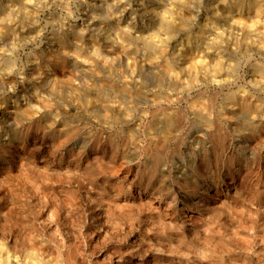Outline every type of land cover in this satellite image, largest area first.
Segmentation results:
<instances>
[{
    "label": "rangeland",
    "instance_id": "374dc122",
    "mask_svg": "<svg viewBox=\"0 0 264 264\" xmlns=\"http://www.w3.org/2000/svg\"><path fill=\"white\" fill-rule=\"evenodd\" d=\"M107 1L32 0L16 48L0 37V62L12 64L0 66V105L41 106L27 118L0 111L1 246L24 264L29 249L59 264H264V117L223 114L235 88L202 74L197 84L182 75L176 89L160 64L143 66L141 43L120 57L113 32L147 35L175 0ZM212 2L182 6L187 26L202 27ZM93 42L98 65L63 52ZM107 55L109 68L99 65ZM238 76L252 92L244 67ZM97 96L91 108L85 98Z\"/></svg>",
    "mask_w": 264,
    "mask_h": 264
},
{
    "label": "bare ground",
    "instance_id": "6f19581e",
    "mask_svg": "<svg viewBox=\"0 0 264 264\" xmlns=\"http://www.w3.org/2000/svg\"><path fill=\"white\" fill-rule=\"evenodd\" d=\"M31 1L32 0H5L3 1L5 2L4 8L2 7L0 3V37L3 34L10 36L8 40H11V41L9 43L11 45L15 44L13 49L16 48L17 41L22 39L21 35H22V32H24V25H25L26 19L34 16L32 9L30 10L28 9V7H30L28 5H31L29 4ZM192 1L194 0H175V4L177 6L174 5V3L172 4L171 2L170 3L174 6H172L168 2L165 3L166 1L164 3H161L162 5L159 6L160 10L157 9L155 11L156 13H154L158 17V19L157 20L155 19L156 22H154V26L152 25L151 28L149 29L151 30V32H149L148 30L147 35H144L145 34L144 31H146L147 29L142 31L144 32V34L141 33V35L134 33V30L131 27V25L121 27L120 31L113 32L115 33V37L120 39L119 42L122 45V51L125 52V55H121L120 52H118V54H120V57L124 56L122 58L126 59L128 55L127 52L129 53L130 51H134L138 49V47L141 46L140 45L141 43L142 44L141 48L145 50V54L147 56V61L143 64V66L146 68H153V67L159 68V64H160L162 66L160 68V71L165 73L168 79L175 80L173 85L176 86V89L178 88V86H181L180 84H181L182 75H188V76L193 77V79L196 80V84H197V80H199L198 76L199 74H202L203 78L209 81L208 83H211V82L217 83L221 87L230 86L235 89L237 87H240L239 90L234 89L230 93L229 92L227 93L226 98H225V104L227 105V107L223 108V114L226 113V110L230 109L231 112L233 111L235 112L236 119L248 117V119H250L253 122L256 118L264 117V96H263V93H264V61L263 60L260 61L259 59L258 62H254V60L256 59L255 55L264 56V0H213V2L211 3V8H210L212 16L208 17L205 23L203 24V26L201 25L202 27L200 28L198 27L197 30H194V29L192 30L190 27L187 26V24L184 22V19L182 17V15L185 12L183 13L182 11V15H181V11H180V9L183 8L182 6L184 7L189 6ZM160 2H163V0L159 1V3ZM105 3L108 4V7H110L109 1L105 0ZM169 4H170V7H169ZM175 7L177 8L175 9ZM180 29L182 30V32L179 31ZM68 46L65 45L64 48L66 50H63L62 48L63 52L65 51L64 54L75 55L76 58L89 63V65L91 64H93L94 66L98 65V62H99L98 59L100 58L98 56L101 53V46L99 42H93V48L91 52H89L88 50L86 51L83 46L76 44L75 47L71 49L73 50V53H71L70 49H68ZM171 48L173 49L172 52H171L172 50ZM226 48L232 49L233 53L241 54L243 58L245 59L243 60V58L241 59L240 57L237 59L236 55L235 57L233 56V54L227 53ZM3 52L6 53L7 51H3ZM169 52H171L170 55H169ZM5 53H3V55ZM51 53L52 55H54L53 52ZM55 56H57V53L55 54ZM50 58L51 60H53L56 57L55 58L49 57V59ZM9 59H10V62L13 63L12 62L13 59L11 58ZM37 60L34 59L35 63H37L36 62ZM102 60L100 61L102 65L101 64L99 65L104 66L106 68V66H108V64L110 63V60L112 59L107 55V56H103ZM6 61L9 62L8 57L4 62H0V66L5 65V63H8ZM93 65H91V67ZM9 66H12V64ZM241 67L242 68L244 67V70L247 73H249V78L247 80V83L248 85L252 86V92H248L246 86L239 85L240 79H239L238 73ZM110 69H111V65H110ZM0 74H1V70H0ZM7 75L8 74H6V76ZM43 76L45 75L43 74ZM41 78L39 81L42 82ZM1 79L3 78L1 77ZM6 79L8 80V78ZM43 80H46V79H43ZM51 81L53 80H50L49 82ZM39 85H41V83ZM51 85H52L53 90L55 91V89L57 88V83L52 82ZM38 91L36 92L38 93ZM202 93L204 92H201L200 94ZM254 93H257V96ZM34 98L36 99L35 96ZM85 99H86V103L91 108H94L95 104L99 102V99H101V97L99 98L97 96V97H91L89 100L87 98ZM197 99H195V101ZM35 102L36 100H34V103L31 104L32 102L30 101V105H27V106L24 105L26 107L23 106L22 108H19V106L16 105L18 106V109H17L15 105L12 108H7V106L4 105L5 102L3 101L1 102V105H0V111L5 112L7 118L14 119L15 116L20 115V114L22 115V117L26 116L27 118L29 115L32 114V112L34 113L36 112L35 114H37V112L40 111L39 110L41 108V106L39 108L40 104L37 105L35 104ZM43 102H40V103L42 104ZM102 102H106V101H102ZM197 102H199V100ZM116 106L117 105H115V107ZM202 106L204 107L203 104ZM104 107H106L107 113L105 112L104 115L108 117L107 119H111L112 117H114L115 112L112 111L110 106L107 104V105H104ZM204 111H207V110H204ZM259 112H262V114L260 115ZM21 115L18 117H21ZM159 116L160 118L162 117L161 115ZM163 116L167 120L168 126L170 128L171 127L173 128V125H174L173 118L167 117V115H163ZM171 133H174V130ZM164 135H168V134L165 133ZM25 257H26L25 264H59L55 260L49 259L43 254L39 253V251L36 249H29ZM0 264H24V263L19 258H16V257L14 258L0 244Z\"/></svg>",
    "mask_w": 264,
    "mask_h": 264
}]
</instances>
